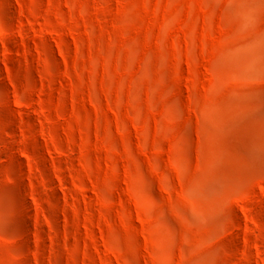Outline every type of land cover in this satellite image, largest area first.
<instances>
[{"label": "rangeland", "instance_id": "obj_1", "mask_svg": "<svg viewBox=\"0 0 264 264\" xmlns=\"http://www.w3.org/2000/svg\"><path fill=\"white\" fill-rule=\"evenodd\" d=\"M262 222L264 0H0V264H264Z\"/></svg>", "mask_w": 264, "mask_h": 264}, {"label": "bare ground", "instance_id": "obj_2", "mask_svg": "<svg viewBox=\"0 0 264 264\" xmlns=\"http://www.w3.org/2000/svg\"><path fill=\"white\" fill-rule=\"evenodd\" d=\"M228 42L231 43L232 40H231V39H228ZM49 76L52 77V78H56L55 74L52 73V72L49 73ZM224 209L228 211V210L230 209V207L227 206V205L225 204ZM256 221H257V220H256ZM262 223H263V222H262ZM257 224H258V223H257ZM260 224H261V223H260ZM263 224H264V223H263ZM261 225H262V224H261ZM262 226H264V225H262ZM234 242H235V241H234ZM235 245H236L237 248H239V249H243V248L240 246V244H238V243H236V242H235ZM260 248H261L262 251L264 252V241L260 243Z\"/></svg>", "mask_w": 264, "mask_h": 264}]
</instances>
